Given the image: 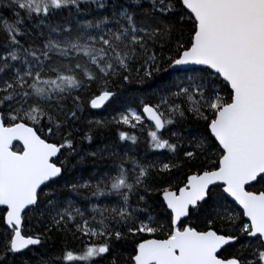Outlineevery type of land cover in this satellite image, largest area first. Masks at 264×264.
I'll use <instances>...</instances> for the list:
<instances>
[{
  "label": "snow or ice",
  "instance_id": "6c2138e0",
  "mask_svg": "<svg viewBox=\"0 0 264 264\" xmlns=\"http://www.w3.org/2000/svg\"><path fill=\"white\" fill-rule=\"evenodd\" d=\"M0 264H264V0H0Z\"/></svg>",
  "mask_w": 264,
  "mask_h": 264
},
{
  "label": "trees",
  "instance_id": "16d2710c",
  "mask_svg": "<svg viewBox=\"0 0 264 264\" xmlns=\"http://www.w3.org/2000/svg\"><path fill=\"white\" fill-rule=\"evenodd\" d=\"M85 167H87V165H85Z\"/></svg>",
  "mask_w": 264,
  "mask_h": 264
}]
</instances>
